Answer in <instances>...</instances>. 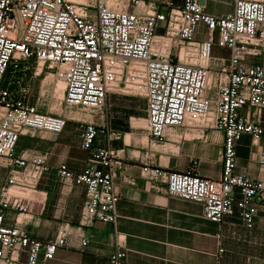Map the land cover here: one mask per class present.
I'll return each mask as SVG.
<instances>
[{"label":"built area","instance_id":"built-area-1","mask_svg":"<svg viewBox=\"0 0 264 264\" xmlns=\"http://www.w3.org/2000/svg\"><path fill=\"white\" fill-rule=\"evenodd\" d=\"M120 1V0H119ZM139 11L110 9L104 0H0V160L7 170L0 188V264H23L53 259L69 245L71 226L63 224L47 242L30 238L16 225H6L12 213L27 210V202L47 171L46 155L17 153L20 137L60 134L68 122L61 114L39 111L47 98L42 74L63 83L61 106L92 116L112 94L145 102L143 131L161 143L171 130L209 128L222 133V171L218 179L159 170L152 160L141 175L164 183L163 194L202 206L203 218L221 224L234 214L251 229L264 212V181L236 172L235 146L247 134L260 146L258 164L264 166V68L247 65L254 47L264 43V0H230L233 11L214 17L199 0L158 8L150 0H123ZM202 25L203 42L192 40ZM213 46L229 52L227 61L213 58ZM32 98L35 99L31 103ZM103 115V114H102ZM80 148L87 153L79 173L65 165L57 175L84 186L85 199L78 229L95 223L114 226L119 200L113 170L116 154L109 143L121 139L109 132L96 145L106 126L78 121ZM235 193L239 196L235 199ZM80 246L89 240L80 236ZM222 252V250H220ZM124 250L109 257L122 264Z\"/></svg>","mask_w":264,"mask_h":264},{"label":"crops","instance_id":"crops-1","mask_svg":"<svg viewBox=\"0 0 264 264\" xmlns=\"http://www.w3.org/2000/svg\"><path fill=\"white\" fill-rule=\"evenodd\" d=\"M183 1L150 0L158 8L166 3L180 7ZM104 2L114 10H140L127 6L123 0ZM202 5L214 17L233 11L230 0H204ZM207 38L206 29L199 25L192 40L203 42ZM253 49L254 54L246 58L247 65L264 68V43ZM211 55L227 61L229 52L213 46ZM43 79L35 81V92ZM34 102L32 98L31 103ZM141 102L112 94L107 101L108 112L90 119L98 127L106 126V136L111 131L121 134L120 140L109 143L116 154L113 170L115 192L119 196L114 226L95 223L89 228H77L85 188L57 175L61 165L79 173L87 160V153L80 148L78 123L69 119L56 136L29 137L25 143L24 136L20 137L21 145L17 143L16 152H25L27 156L45 154L47 171L28 200L27 210L19 215L12 213L6 225H16L30 238L43 243L52 240L61 225L71 226L69 245L58 248L52 260H40L38 264H110L109 257L118 249L126 252L122 264H264V212L258 213L251 229L241 224L236 210L221 224H214L203 218L200 204L167 197L162 191L165 186L162 180L141 175L142 167L152 160L164 172L185 173L193 168L200 177L218 179L222 171V133L200 127L176 129L157 143L149 139L143 127L131 124L133 115L142 121L145 118L146 106L143 99ZM259 119L264 128V110ZM99 138L96 145L103 146L106 137ZM259 150L251 136L242 135L235 146L236 172L264 181V166L258 164ZM6 173L5 170L4 176L0 167V188ZM238 197L235 193V199ZM80 236L89 240L87 246H80ZM23 259L21 256L12 264H23Z\"/></svg>","mask_w":264,"mask_h":264},{"label":"rangeland","instance_id":"rangeland-1","mask_svg":"<svg viewBox=\"0 0 264 264\" xmlns=\"http://www.w3.org/2000/svg\"><path fill=\"white\" fill-rule=\"evenodd\" d=\"M41 77H43V74L39 78H37V80L38 79H42ZM54 79L55 80L53 82L45 81V83L43 84V88L41 89L42 90V94H47V98L45 97V98H43V101L37 103L39 111H42V112L50 111L51 113L61 114L63 116H66L69 120H74V121H71V122H76V123L78 121L90 120L91 119L90 114H88V113H86V112H84V111H82V110H80L78 108H65L64 106H59V102L60 101H56V97L59 96V95H58L57 92H55L56 96H55V94H53V90L55 89V85H56L55 83H57V81L59 82V80L56 79L55 77H54ZM43 81H44V79H43ZM43 81H42V83H43ZM37 82H39V81H37ZM132 98H134V97H132ZM135 99L139 100L140 103H142L141 102L142 101L141 98H135ZM57 105H58V107H56ZM107 110H108V103L106 102V105L101 110H99V111L95 112L94 114H92L93 119L97 118L98 116L99 117L102 116V114H106L108 112ZM104 117H105V115H104ZM144 117H145V112H144ZM144 117H142L141 119H143ZM131 118H132L131 119V124H132L133 127H140V126L143 127L144 122L142 120H139L134 115ZM42 135H48V134L37 133L35 135V137L42 136ZM29 137H30L29 135H25L23 137L24 139H22L23 143H25L26 139L29 138ZM105 137H106V133L103 132L99 139H104ZM141 139L143 140V144H146L145 134L141 135ZM18 145L19 146L21 145V139L19 140ZM0 167L3 168V172H4V176H5V170L6 169L2 166L1 160H0Z\"/></svg>","mask_w":264,"mask_h":264},{"label":"bare ground","instance_id":"bare-ground-1","mask_svg":"<svg viewBox=\"0 0 264 264\" xmlns=\"http://www.w3.org/2000/svg\"><path fill=\"white\" fill-rule=\"evenodd\" d=\"M77 1H79V0H77ZM107 6V5H106ZM108 7V6H107ZM109 8V7H108ZM120 11H122V10H120ZM55 79H54V77H53V75H51V74H48L47 76H46V78L44 79V81H43V83H45V81H48V82H53ZM56 85H55V89L53 90V94H55V96H56V93L55 92H57L58 93V95L59 96H57L56 97V101H61V97L63 96V83L62 82H58L57 81V83H55ZM44 95V94H43ZM61 102H59V106H61V104H60ZM56 107H58V105L56 106ZM48 113H51L50 111H48Z\"/></svg>","mask_w":264,"mask_h":264},{"label":"water","instance_id":"water-1","mask_svg":"<svg viewBox=\"0 0 264 264\" xmlns=\"http://www.w3.org/2000/svg\"><path fill=\"white\" fill-rule=\"evenodd\" d=\"M199 3L202 5L204 3V0H199Z\"/></svg>","mask_w":264,"mask_h":264},{"label":"trees","instance_id":"trees-1","mask_svg":"<svg viewBox=\"0 0 264 264\" xmlns=\"http://www.w3.org/2000/svg\"><path fill=\"white\" fill-rule=\"evenodd\" d=\"M182 6V5H181Z\"/></svg>","mask_w":264,"mask_h":264}]
</instances>
